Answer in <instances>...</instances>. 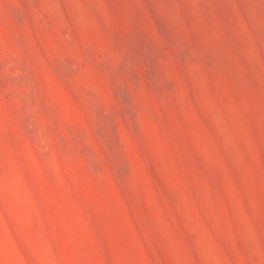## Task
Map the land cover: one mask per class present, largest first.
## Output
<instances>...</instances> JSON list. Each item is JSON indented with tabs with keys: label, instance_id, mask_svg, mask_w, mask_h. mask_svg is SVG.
<instances>
[{
	"label": "rangeland",
	"instance_id": "1",
	"mask_svg": "<svg viewBox=\"0 0 264 264\" xmlns=\"http://www.w3.org/2000/svg\"><path fill=\"white\" fill-rule=\"evenodd\" d=\"M0 264H264V0H0Z\"/></svg>",
	"mask_w": 264,
	"mask_h": 264
}]
</instances>
